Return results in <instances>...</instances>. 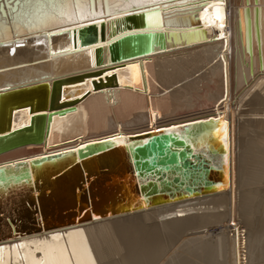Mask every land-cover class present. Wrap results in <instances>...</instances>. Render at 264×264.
<instances>
[{"label":"bare ground","instance_id":"6f19581e","mask_svg":"<svg viewBox=\"0 0 264 264\" xmlns=\"http://www.w3.org/2000/svg\"><path fill=\"white\" fill-rule=\"evenodd\" d=\"M249 5L252 56L246 0H81L39 13L0 0V93L50 85L45 140L1 152L0 165L206 120L205 153L226 146L218 190L18 234L0 241V264H264V0ZM140 33L149 51L121 57L120 41ZM36 105L11 102L3 135L31 132Z\"/></svg>","mask_w":264,"mask_h":264},{"label":"water","instance_id":"95a60500","mask_svg":"<svg viewBox=\"0 0 264 264\" xmlns=\"http://www.w3.org/2000/svg\"><path fill=\"white\" fill-rule=\"evenodd\" d=\"M246 1L247 45L252 56V13L250 0ZM254 13L263 68L258 4ZM159 34L157 41L161 43ZM150 47L149 33L132 35L120 41V56L141 55ZM49 92L46 82L0 93V153L45 140L48 114L44 110L50 105ZM31 99L37 100L40 110L33 129L6 138L9 104ZM208 121L182 125L183 130L130 136L122 144L111 139L77 151L1 164L0 241L218 190L226 182V146L218 145L211 154L205 153L202 125Z\"/></svg>","mask_w":264,"mask_h":264},{"label":"snow or ice","instance_id":"6c2138e0","mask_svg":"<svg viewBox=\"0 0 264 264\" xmlns=\"http://www.w3.org/2000/svg\"><path fill=\"white\" fill-rule=\"evenodd\" d=\"M18 4H24L35 12L54 10L58 7H70L73 3L80 6L81 0H16Z\"/></svg>","mask_w":264,"mask_h":264},{"label":"rangeland","instance_id":"374dc122","mask_svg":"<svg viewBox=\"0 0 264 264\" xmlns=\"http://www.w3.org/2000/svg\"><path fill=\"white\" fill-rule=\"evenodd\" d=\"M244 116H246V117H244ZM244 116H242V118H241V120H240V122H243V121H245L244 119H247V118H249L250 116H248V115H244ZM232 224H235V222L234 221H232ZM244 224V223H243ZM242 232H244V230L242 231ZM243 235V234H242ZM244 237H245V232H244Z\"/></svg>","mask_w":264,"mask_h":264}]
</instances>
